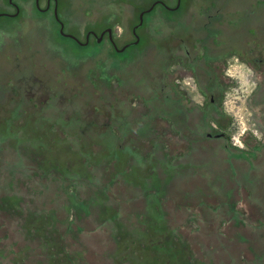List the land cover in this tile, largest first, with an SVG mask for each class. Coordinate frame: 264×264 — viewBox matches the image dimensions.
<instances>
[{
  "label": "rangeland",
  "instance_id": "374dc122",
  "mask_svg": "<svg viewBox=\"0 0 264 264\" xmlns=\"http://www.w3.org/2000/svg\"><path fill=\"white\" fill-rule=\"evenodd\" d=\"M152 1L57 0V13L80 41L111 27L121 47ZM19 2L0 16V264L58 250L145 264L150 244L264 264V0L158 6L121 57L107 35L76 50L52 7Z\"/></svg>",
  "mask_w": 264,
  "mask_h": 264
},
{
  "label": "trees",
  "instance_id": "16d2710c",
  "mask_svg": "<svg viewBox=\"0 0 264 264\" xmlns=\"http://www.w3.org/2000/svg\"><path fill=\"white\" fill-rule=\"evenodd\" d=\"M152 2H151V4H152ZM158 6H162V5L157 3L152 8V10H150L148 13L144 14V16L149 14V13H151ZM141 10H143V9H141ZM168 11L172 12V10H168ZM174 11H176V10H174ZM3 16H5V15H3ZM6 17L13 18L14 16L13 17L6 16ZM59 37L61 39H70L75 44L73 46H74V48L76 50L83 51L86 48H88V43L85 44V45H80V44H78L77 42H75L73 39H71L69 37H65V36H62V35H59ZM94 42H95L96 45H99V43L96 42V40H94ZM140 43H141V39H140V41L137 44H135L134 42L125 43V44H127V47L122 52H120V53L115 52V54L117 56H120V57L124 56L126 54V52H127V49L130 46L137 47V46H139ZM125 44H123V45H125ZM129 55L130 54H127V56H129ZM147 249L149 251H153L154 253H153L152 257H150V258L146 257V259L144 261L145 264H193L187 258L186 259L183 258V254H185L186 251H183L182 249H178V248L169 246L168 244H150ZM58 253L61 254L60 257L59 258H55V255H57ZM78 255H81V253L79 252ZM75 257H77V255H71V253L66 252L64 250H58V251L53 252V253L50 254V258H51L53 264H76L74 262Z\"/></svg>",
  "mask_w": 264,
  "mask_h": 264
},
{
  "label": "water",
  "instance_id": "95a60500",
  "mask_svg": "<svg viewBox=\"0 0 264 264\" xmlns=\"http://www.w3.org/2000/svg\"><path fill=\"white\" fill-rule=\"evenodd\" d=\"M180 1L181 0H177L176 5L173 6V7H170V6H167L162 0H155V1L152 2V4L148 8L141 10L139 12V14H138V23L132 29L133 33L135 34V40L133 42L135 44H137L138 41H139V35L136 33V28L143 24V17H144V14L145 13H148L150 10H152V8L157 3L161 4L167 10H175V9H177L179 7ZM17 13H18V10H16L14 13L0 12V16H3V15L15 16V15H17ZM53 16H54V19L57 21V23L59 25V33H60V35L65 36V37H69V38L75 40L80 45H85L88 42L87 38H88V36H89L90 33H92L94 35V38H95L96 42L99 43L103 39V35L106 32L107 35H108V39H109L110 43L112 44L115 52L120 53V52H122L127 47V44H125V45H123L121 47H117V45L115 44V42L113 40L112 28L111 27H108V28L102 30L99 34H97L94 31H88L86 33V41H84V42L80 41L76 36H74V35H72L70 33L65 32L64 31V24H63V22L58 17V13H57V3L55 4V7L53 9Z\"/></svg>",
  "mask_w": 264,
  "mask_h": 264
},
{
  "label": "flooded vegetation",
  "instance_id": "af4514ba",
  "mask_svg": "<svg viewBox=\"0 0 264 264\" xmlns=\"http://www.w3.org/2000/svg\"><path fill=\"white\" fill-rule=\"evenodd\" d=\"M40 1L41 0H33V4H34V7L38 10V11H41V12H44L45 10H47V9H50L51 7L54 9V7H55V4L57 3V0L55 1V0H45V6L42 8L41 7V5H40ZM5 3L9 6V7H11V8H13L15 11L16 10H18V13H17V15L19 14V10H20V2H19V0H6L5 1ZM161 5V4H160ZM179 7H180V5H179ZM178 7V8H179ZM177 8V9H178ZM42 9V10H41ZM177 9H175V10H177ZM14 11V12H15ZM172 11H174V10H172ZM6 13H8V12H6ZM146 14V13H145ZM17 15H15V16H17ZM5 16H9V15H5ZM14 16V17H15ZM11 17H13V16H11ZM136 24H134L133 25V27L135 26ZM133 27H132V29H133ZM141 27V25L139 26V27H137L136 28V33H137V30L139 29ZM106 28H108V27H106ZM105 28V29H106ZM104 30V29H103ZM88 31H93V30H90V29H88V30H86V32H85V41H86V33L88 32ZM95 32V31H94ZM132 34L134 35V37H135V34L133 33V31H132ZM105 35H107V33L105 32L104 33V35H103V38H104V36ZM91 37H94V35L92 34V33H90L89 34V36H88V38H87V40H88V42L87 43H89V40H90V38ZM107 37H108V35H107ZM135 40V39H134ZM133 40V41H134ZM75 41V40H74ZM132 41V42H133ZM139 41H140V36H139ZM138 41V42H139ZM76 42V41H75ZM86 43V44H87ZM204 104H203V102H201V106H203ZM210 105L212 106V108L211 109H215V108H217V106H218V99L217 98H214V97H211V99H210ZM193 107H194V109H199V108H201L200 106H199V104H193ZM202 109V108H201ZM207 137H212V134L210 133V132H207ZM215 137L216 138H223V137H225V133H223V132H221V133H218V134H215Z\"/></svg>",
  "mask_w": 264,
  "mask_h": 264
}]
</instances>
